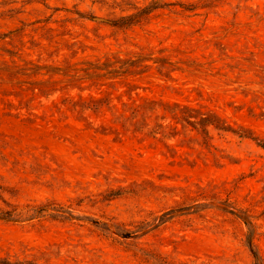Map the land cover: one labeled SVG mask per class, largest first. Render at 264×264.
I'll return each mask as SVG.
<instances>
[{"label":"rangeland","instance_id":"374dc122","mask_svg":"<svg viewBox=\"0 0 264 264\" xmlns=\"http://www.w3.org/2000/svg\"><path fill=\"white\" fill-rule=\"evenodd\" d=\"M141 52L179 70L7 84ZM0 264H264V0H0Z\"/></svg>","mask_w":264,"mask_h":264},{"label":"trees","instance_id":"16d2710c","mask_svg":"<svg viewBox=\"0 0 264 264\" xmlns=\"http://www.w3.org/2000/svg\"><path fill=\"white\" fill-rule=\"evenodd\" d=\"M162 8L158 6L157 3L150 5L145 8L137 7V12L120 18L119 22L122 26L125 25H135L139 23L143 16L150 15L156 9ZM125 11V10H122ZM115 21L114 26H120V23ZM30 67H25L19 69L18 71L7 70L10 73L7 84L11 86H24L31 85L34 90H39L40 93H45L48 91L46 89L55 86L56 84H66L72 89H79L81 92L86 90L84 88H96L101 90L107 85L110 87H117L122 89L125 86H129V83L137 78H143L147 75L153 68H158L159 70H166L169 73L178 71L179 68H175V64L171 61L155 56L154 53H136L127 55L125 57L120 56H107L105 58H98L96 60H86L78 64H70L66 67L58 66H41L37 64H30ZM20 77H27L28 80H20ZM33 78V81H31ZM133 92V91H132ZM56 91H52L51 96L55 94ZM95 102H101L102 99L96 100L92 97ZM117 107L113 104L112 107ZM141 112L148 114L154 111V107L151 103L146 106L140 107ZM134 113H139L135 111ZM181 120L188 123H194L192 121V116H184V112H180ZM176 116V115H175ZM129 121V120H128ZM133 125H137L136 123ZM130 126L131 122H130ZM146 126V125H145ZM163 123L158 126V129L163 128ZM48 212L46 208H40L35 210L34 215L44 216ZM4 218L10 220H20L22 219V213H1ZM132 233L126 234L124 237H130Z\"/></svg>","mask_w":264,"mask_h":264}]
</instances>
